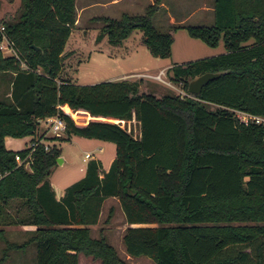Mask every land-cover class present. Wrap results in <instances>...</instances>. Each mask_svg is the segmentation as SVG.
I'll use <instances>...</instances> for the list:
<instances>
[{"label":"trees","instance_id":"1","mask_svg":"<svg viewBox=\"0 0 264 264\" xmlns=\"http://www.w3.org/2000/svg\"><path fill=\"white\" fill-rule=\"evenodd\" d=\"M160 1L141 13L91 17L101 23L94 42L105 36L117 46L138 29L150 55L168 57L178 25L163 31L152 25ZM212 11L210 25L183 28L208 46L220 38L224 52L169 70L173 80L184 81L185 90L186 78L226 72L189 97L140 91L138 81L125 79L89 84L59 79L68 55L64 43L75 21L74 0H20L15 16L0 17L15 54L0 51V224L33 227L21 243H6L0 264L6 248L22 250L29 244H34V264H78L79 254L100 264H128L103 235H89L88 226L97 221L108 196L116 198L126 223L121 242L130 257H148L154 264H247L246 253L221 254L230 245L250 246L264 236V124H243L233 113L264 117V0H212ZM63 103L90 116L133 119L138 134L108 120L75 125L57 113L56 104ZM56 113L66 136L114 145L106 170L88 159L83 175L58 199L47 175L60 153L52 140L65 137L37 135V120ZM4 136H29L28 142L41 138V143L17 163L14 156L23 158L29 147L7 149ZM12 201L13 216L6 211ZM2 233L0 227L1 238ZM262 245L263 239L254 246L253 264H264Z\"/></svg>","mask_w":264,"mask_h":264},{"label":"rangeland","instance_id":"2","mask_svg":"<svg viewBox=\"0 0 264 264\" xmlns=\"http://www.w3.org/2000/svg\"><path fill=\"white\" fill-rule=\"evenodd\" d=\"M90 0H76V4H87ZM187 0H163L164 6L159 7L151 16L152 25L158 30H165L170 24L167 22V15L178 16L181 9V2ZM191 8L195 12L183 23L184 25H210L213 21L212 0H202L208 7L205 10H197V0H190ZM177 2V3H176ZM148 4L147 0H141L140 5L127 9L133 13L143 12L144 7ZM20 7V0H0V17L15 16ZM126 8V7H124ZM106 9L100 7L87 8L80 10L76 5L75 24L71 29V33L65 41L64 52H67L62 61V67L59 72V79H69L77 84H89L104 80H120L138 81L139 90L153 93L155 95L162 93H172L179 96L185 94L183 80H173L169 67L174 64L184 63L198 58L208 57L224 52L222 40L219 38L215 46H208L197 38L187 35L183 26H177L172 32V42L170 44V53L168 57L159 58L149 54L146 47L140 42L141 31L134 29L124 38L123 46H113L109 44L106 37L98 42H94V36L98 31L101 23L91 20V14H106ZM129 11V12H131ZM168 12V14H167ZM112 16L117 14L109 13ZM202 15V17H201ZM94 17V16H93ZM175 24V23H174ZM173 24V25H174ZM172 25V24H171ZM248 40L247 42H250ZM3 55H8L9 50L1 49ZM159 70L160 79L154 78ZM189 78H186V84ZM189 97V96H188ZM76 118L73 122L75 125H83L89 120L87 114L76 109ZM88 119V120H87ZM114 122L112 119L99 118ZM121 127L129 130L133 136L138 134L137 123L130 119L126 122H118ZM42 134L43 137H55L50 130L44 127V123L40 122L37 127V135ZM64 139L52 142L59 146V160L50 168L47 175L48 181L51 183L55 192L59 188L65 187L73 181L79 179L84 172L85 163L88 159L82 160L83 154H90L89 159H96L100 164V171L107 169L111 159L114 156V145L110 141H103L96 138H86L75 134L65 135L61 133ZM29 136L21 138H12L7 141L5 146L11 150L21 149L28 144ZM103 141V142H102ZM46 142V141H45ZM47 143V142H46ZM104 143L101 150L98 145ZM16 202H10L6 207V211L10 215L15 214ZM22 213L18 211V214ZM109 213V214H108ZM108 214V217H107ZM124 219L119 208L116 198H108L102 208V213L98 221L89 228V235L97 237L103 235L116 251V254L126 261L128 264H154L148 257L137 256L130 257L124 252L121 242V234L123 231ZM223 224H227L224 223ZM230 225L241 224L240 222H229ZM17 223L0 224L3 231L0 237V254L5 248L6 243L19 244L24 241L30 234L28 225ZM264 236L257 237L252 244H235L228 246L221 254L223 257L234 256L237 253H246L247 264H253L255 261L256 246ZM7 256L2 264H34V244H29L20 250V248H6ZM264 255V245H262ZM264 259V258H263ZM78 264H100L98 259L79 254Z\"/></svg>","mask_w":264,"mask_h":264},{"label":"crops","instance_id":"3","mask_svg":"<svg viewBox=\"0 0 264 264\" xmlns=\"http://www.w3.org/2000/svg\"><path fill=\"white\" fill-rule=\"evenodd\" d=\"M140 1L141 0H90L87 4H83V3H78V4H76V0H74V10L76 9V5L79 7V9L80 10H84V9H87V8H94V7H100V8H103V9H106L105 11H107L106 12V14H104V15H99V14H91V17H93V16H108V17H118V15L121 13V12H128V13H133L131 10H127V9H131V8H134L136 5H140ZM148 1V4L149 3H152V1L153 0H147ZM177 2H178V0H177ZM176 2V3H177ZM198 2H201L200 3V5H198L196 8H197V10H207L208 9V7L203 3V1L202 0H197V3ZM191 3V1L190 0H187V1H183V2H181V6L182 7H180V9H181V11L179 12V13H181V14H179L177 17L176 16H174V15H172L171 14V12H169V14H168V12H167V22L169 23V24H174V25H179V26H183L184 24V22L186 21V19H188L190 16H192V14L195 12V9L194 8H191V6L189 5ZM159 5V7H163L164 6V2H163V0H161L160 1V3L158 4ZM124 7H126V8H124ZM158 7V8H159ZM211 10H212V8H211ZM129 11H131V12H129ZM109 13H113V14H117V16H112L111 14H109ZM201 17H202V15H201ZM213 21V20H212ZM74 24H75V21H74ZM70 33H71V30H70V32H69V35H70ZM69 35H68V37H69ZM68 37H67V39H68ZM103 37H105V36H103ZM102 37V38H103ZM101 38V39H102ZM67 39H66V41H67ZM100 39V40H101ZM65 44V43H64ZM124 45V39H122L121 40V43L119 44V45H117V47L118 46H123ZM63 49H64V47H63ZM64 52V51H63ZM81 110H83V109H81ZM86 114H87V117H89V119H99V118H102V117H100V116H90L85 110H83ZM107 119V118H106ZM109 119V118H108ZM88 120V119H87ZM12 138L13 137H10V136H4V138H3V143H4V146H5V143L7 142V141H11L12 140ZM28 140H29V138H28ZM103 142V141H102ZM104 144V143H103ZM102 143H100L99 145H98V149L99 150H101L102 149V147L104 146ZM5 148H7L6 146H5ZM7 149H9V148H7ZM87 159H89V158H87ZM49 182V181H48ZM49 184H50V186H51V188H52V190H53V193H54V197L56 198V199H58V198H60L61 197V195H62V193H63V188L64 187H62V188H59V190H58V192H55L54 191V189H53V187H52V185H51V183L49 182ZM108 198H115V197H113V196H108V197H105L103 200H102V202H101V205H100V209H99V213H98V216H97V221H98V219L100 218V216H101V213H102V208H103V204H104V202L108 199ZM96 221V222H97ZM95 222V223H96ZM94 223V224H95ZM94 224H90L88 227L90 228V227H92ZM123 224H124V226H123V229H124V227L126 226V223L125 222H123ZM21 226V225H20ZM33 227H30V230L32 229Z\"/></svg>","mask_w":264,"mask_h":264},{"label":"built area","instance_id":"4","mask_svg":"<svg viewBox=\"0 0 264 264\" xmlns=\"http://www.w3.org/2000/svg\"><path fill=\"white\" fill-rule=\"evenodd\" d=\"M0 36H1L0 50L6 49V50H9V55H15L12 47L10 46L9 41L6 39V37L4 36V34L2 32V26L1 25H0ZM161 73L163 74L162 70H159L155 75H153V77L160 79ZM184 95L185 96H191V94L187 91H185ZM55 107L57 109V113L62 112L65 115L69 116L73 122L75 121V117L73 115L76 114V109L70 108L65 103L56 104ZM57 113L54 115L45 117L44 119L40 120L39 123L43 122L44 127L47 130H50L54 136H61V133H64L65 124H64V121L57 115ZM233 113H234V116L237 118V120L243 124L248 123V122H253L256 124H264V117H262L260 115L251 114V113H247V112L240 111V110H233ZM112 120L117 124H118V122H123V120H117V119H112ZM39 143H41V138L40 139L35 138L34 141L28 142V144H27V147H29L28 153L23 158H20L19 156L15 155L14 157H15L16 162L21 163L25 159H28L30 151L33 149L34 146H36ZM43 149H45V150L48 149V145L46 143H43ZM89 157H90V154L85 152L83 154L82 160L84 161L85 159H87Z\"/></svg>","mask_w":264,"mask_h":264},{"label":"water","instance_id":"5","mask_svg":"<svg viewBox=\"0 0 264 264\" xmlns=\"http://www.w3.org/2000/svg\"><path fill=\"white\" fill-rule=\"evenodd\" d=\"M37 48V47H35ZM226 70H218V71H205L202 72L190 79H188L186 84V91L190 94H197L202 85H204L208 80L217 77L219 74H223ZM40 119L37 120L39 122ZM59 160V157L56 158V161Z\"/></svg>","mask_w":264,"mask_h":264},{"label":"bare ground","instance_id":"6","mask_svg":"<svg viewBox=\"0 0 264 264\" xmlns=\"http://www.w3.org/2000/svg\"><path fill=\"white\" fill-rule=\"evenodd\" d=\"M75 118L77 117L76 114L73 115Z\"/></svg>","mask_w":264,"mask_h":264}]
</instances>
